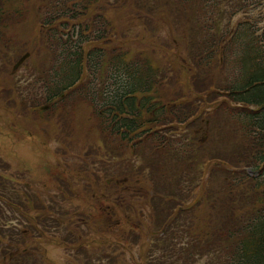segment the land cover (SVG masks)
I'll return each mask as SVG.
<instances>
[{
    "label": "rangeland",
    "instance_id": "1",
    "mask_svg": "<svg viewBox=\"0 0 264 264\" xmlns=\"http://www.w3.org/2000/svg\"><path fill=\"white\" fill-rule=\"evenodd\" d=\"M153 1L162 6L165 0ZM130 2L131 0H0V11L6 9L3 21L0 20V35L10 42L8 45L0 41V71L6 76L4 80L11 82L2 84L5 89L0 86L2 90L0 91V163L12 164L15 169H28L29 172L31 171L30 175L36 176L44 186L47 182H44L43 176L36 170L37 167L44 169L48 162L50 176L53 173L63 176L70 167L91 161L88 160L90 156L93 158L95 156L90 150L103 155L97 167L93 168L92 164H88L87 167L92 171L101 170L108 180L118 176L116 171L121 173L127 167L132 173H137L135 176L137 190L130 188L126 191L129 201L126 205H130L133 214L131 220H114L111 225L113 228L103 226L102 217L99 221L96 219L98 223L93 220L92 214L106 215L108 201L105 196L91 200L82 197L65 208L66 212L72 215L70 219L75 222L74 230L70 229L67 234L74 236V240L69 241L70 245L60 244L57 241L50 242L45 254L58 264L61 261H66L67 264L154 263L151 262L150 255L160 254L152 251L159 242L158 231L168 221V216L178 211L173 207L176 202L168 205L166 201L161 202L157 197V194L164 190L160 181L164 178L167 182L176 181L177 177L183 174L190 185L186 188L181 186L184 190L180 200L186 204L203 197L211 188H216L224 182L222 174L216 179L210 178L214 169L213 160L210 169L202 171V175L199 166L191 170L185 160L200 152L197 147L198 140L196 141L193 134L197 128L202 130L203 123L212 116L213 110H206L197 122L191 123L199 112L196 109H199L200 101H203L206 107L209 106V109L215 103L211 98L206 97L211 89L209 86L214 84L206 68L201 65L198 73L196 72L197 75L193 77L192 73L188 72L195 59L185 51L189 30L185 11L182 25L177 32L178 47L169 48L165 44L169 27L166 28L159 18L161 9L150 6V10L147 7V0H139V12L142 14L138 19L130 12V7H125V4L128 5ZM200 6V1H196L190 3L186 10L193 12ZM44 22H50V27ZM104 34L109 40L103 37ZM80 41L84 46L82 59L85 63H88L89 59L92 60V65H88L85 75L76 82L75 88L60 94L63 96L56 100L59 105L50 104V99L44 100L42 95L44 92L47 94V90L38 92L32 70L37 71L50 65L51 73H56L53 66L61 68V61L74 57L71 56L70 50ZM127 51L131 53L133 61L146 57L161 69L176 68L177 81L169 75L164 80L158 77L159 80L153 84L154 99L151 105L158 107L153 113V119H157L159 123L167 117L164 111L159 112V107L168 106L171 100L170 109L181 110L180 115L187 116L188 127L186 128V124L179 127L171 126L172 131H169L166 126L165 128L161 127L162 125L156 126V123L150 121L145 124L148 113L139 117V113L143 111L135 112V115H131L132 118L124 114L123 118L127 122H133L138 127V131H132L131 134L154 130L152 132H155L159 139L165 140L163 143H158L153 142L152 137H147L151 141L146 138L141 144L129 143L128 156H125L122 143L126 142L121 141V135L116 134L117 130H111V118L104 104V101L111 97L112 92L121 86L115 83L113 78L117 73L115 66L103 62L109 61L115 54L120 55ZM21 55H29V57L13 74L12 68ZM179 56L188 57V68H184L178 59ZM54 60L55 64H52ZM92 66L95 70L94 74L91 71ZM179 67L182 70L178 69ZM215 80L220 82L217 88L221 92L229 91V81H225L222 77ZM27 87H30V91H26ZM4 91L7 94L4 95ZM19 91L22 93L19 94ZM137 98L140 105L143 97L138 94ZM56 106L58 109H55ZM171 116L174 117L175 114ZM214 119L220 121L223 120V116ZM222 142L223 139L220 143ZM178 148L181 149V153H185L184 156L176 153ZM202 151L208 154L218 152V156H222L214 141L207 149L203 147ZM116 164L117 166L114 167ZM203 167L204 164L201 163L200 169ZM55 179L59 181L57 177ZM48 184L55 189L45 190L42 193L38 191L36 196L40 201L48 197L57 200L60 197L58 183L51 178ZM110 198L113 199V195ZM36 203L39 204L38 201ZM77 209L82 210L79 212L81 217L74 216L78 213L75 211ZM206 214L207 209L198 220V225ZM107 219L111 220L110 217ZM173 225H170L169 229ZM64 228L61 225V230ZM39 230L44 231V239L40 246L45 249L47 236L49 235L52 241L56 230L42 227ZM183 238H187V235ZM198 240H202L201 237H197L194 241ZM24 244L28 248H34L32 238ZM181 247L176 250L178 261H174L173 264L180 262ZM41 252L27 256L36 257ZM76 256L77 260L73 261ZM210 256L212 255L188 256V264H207L206 260ZM10 264L17 263L11 261Z\"/></svg>",
    "mask_w": 264,
    "mask_h": 264
},
{
    "label": "trees",
    "instance_id": "2",
    "mask_svg": "<svg viewBox=\"0 0 264 264\" xmlns=\"http://www.w3.org/2000/svg\"><path fill=\"white\" fill-rule=\"evenodd\" d=\"M203 5L209 1H215L217 4H229V0H195ZM234 8L233 6H231ZM236 12L239 9L234 8ZM262 14L257 17H262ZM258 18L256 20L247 16L237 32L236 41L242 42L245 52V60L249 59L250 72L243 81L240 89L233 90L232 99L236 102H242L244 105H258V111L247 107L239 111L232 112L230 124L227 127H220L219 131L227 130L228 141H223L229 146V151H221L222 160L227 163H234L240 170L237 173H226L229 183L223 190L225 203L223 210L227 212L226 221L218 232V236H213V241L208 246L210 253L214 250L216 255H223L222 249L229 250L221 262L218 256L219 264H264V24L259 27ZM194 47V42H191ZM149 64V63H148ZM147 63L140 68H145V74L138 75L137 68H127L129 71L127 85L124 82L125 77L118 74L116 81L120 88L114 91L112 97L125 95L111 99L106 102L109 107H121L129 102L127 96H131L137 91H146L151 88L153 83L150 75L153 74L152 66ZM149 76V79H148ZM128 86V92L125 88ZM58 93V89L54 94ZM236 118V128L233 120ZM226 139V140H227ZM213 143V141H211ZM231 143V145H230ZM218 148V147H217ZM219 149V148H218ZM220 150V149H219ZM237 152H243L244 159L237 155ZM217 156V157H216ZM219 158L217 153L208 154V159ZM197 160V159H196ZM244 168L250 169L254 176H251ZM1 172V171H0ZM0 174V262L1 264H10L11 261L17 264H47L45 250L40 246L44 239V231L39 228H47V224L54 225L53 221L45 223L35 222L26 219L30 210L24 209V204L20 202V192L16 187H8L6 180ZM40 235V237H38ZM33 240V247L28 248L24 244L29 239ZM38 238V239H37ZM49 240V235L47 236ZM220 248V251H219ZM40 255L30 257L27 255ZM151 262L157 264H173L175 255L162 252L158 256L150 255Z\"/></svg>",
    "mask_w": 264,
    "mask_h": 264
}]
</instances>
